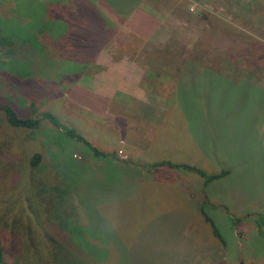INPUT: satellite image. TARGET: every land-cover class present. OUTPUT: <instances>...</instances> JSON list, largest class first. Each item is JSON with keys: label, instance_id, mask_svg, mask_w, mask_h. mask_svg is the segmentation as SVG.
Returning a JSON list of instances; mask_svg holds the SVG:
<instances>
[{"label": "rangeland", "instance_id": "374dc122", "mask_svg": "<svg viewBox=\"0 0 264 264\" xmlns=\"http://www.w3.org/2000/svg\"><path fill=\"white\" fill-rule=\"evenodd\" d=\"M43 1L0 0V33L32 35L38 28L33 11ZM96 1L118 30L103 55L119 58L125 52L147 65V77L136 94L125 81L111 90L89 84L98 70L76 82L68 80L76 78L81 67L92 68L75 55L64 59L70 66L59 58L43 66L40 73L45 70L51 79L59 72L55 66L63 62L66 74L57 97L50 98L55 103L46 107L66 124L71 119L68 128H77L109 154L96 155L43 120L38 130L16 129L14 146L23 160L15 167L24 172V182L30 179L28 158L41 152L36 174L51 186L73 183L80 195L81 243L91 258H107L110 264H264V234L256 223L264 214V123L236 129L235 121L222 125L209 117V124L203 120L192 125L190 115L177 112L181 98L182 106L186 100L191 106L193 96L210 95L230 99L231 113L255 111L264 120L262 100L253 98L264 95L254 91L253 96L249 80H242L250 71V80L264 87V0H143L141 12L157 19L144 22L140 13L134 16L136 23H131L132 15L124 19L104 0ZM143 25L152 26L145 38L134 30ZM49 29L45 26L41 32ZM206 69L229 75L209 76L212 85L205 76L197 78V71ZM115 88L124 90L123 96H110ZM2 89H7L5 82ZM129 92L135 97L125 96ZM189 110L192 115V107ZM163 160L180 167L157 164ZM183 165L209 174L229 173L206 187L200 174ZM202 205L226 245L211 232L200 213ZM111 209L117 212L115 230L107 227Z\"/></svg>", "mask_w": 264, "mask_h": 264}, {"label": "trees", "instance_id": "16d2710c", "mask_svg": "<svg viewBox=\"0 0 264 264\" xmlns=\"http://www.w3.org/2000/svg\"><path fill=\"white\" fill-rule=\"evenodd\" d=\"M104 1L115 13L128 19L143 0ZM33 13V22L38 24V28L31 32L32 35L16 31L0 33V77H4V80L0 79V264H110L111 261L107 258L104 261L91 258L85 249L86 244L85 247L82 246L83 228L80 223L83 220L77 218L80 195L73 189V183L51 186L42 176L36 174L43 161L41 152H35L32 158H28L31 165L30 179L24 182V172L15 167V163L21 165L23 158H19V151L14 146L17 140L14 138L18 136L16 129L38 130L43 120H48L63 129L68 136L87 145L96 155L109 154L94 146L89 137L77 128H68L71 119L68 124L62 122L46 106L51 107L50 104L55 103L50 98L57 97V88L66 79V74L63 75L62 72L64 59L75 55V59L83 61V65L92 66L91 70L81 67L76 78L68 80L76 82L83 75L94 74V70L101 69L97 64L98 55L112 43L118 30L96 0H66L63 3L58 0H44ZM48 25L49 31L41 32ZM57 58L59 61L63 60L54 70L60 73L53 74L51 79L45 70L40 73L43 66L48 67ZM190 66L198 69L196 64ZM224 73L206 69L201 72L198 70L196 74L198 79L205 76L207 83L215 85L210 82L209 76L228 77L229 72ZM250 78H253V74L248 71L242 80H249L247 83L252 95L254 96V91L264 95V87ZM3 82L7 86L6 91L2 89ZM185 90L188 92L189 88L186 87ZM253 98L256 101L262 100L264 104L263 98ZM193 100L191 106L187 105V100L186 105L182 106V98L179 102L178 97L181 109L176 110L186 117L190 115L192 125L203 120L209 124V117H213L214 122L220 121L222 125L225 120L235 121L236 129L264 123L263 118H258L255 111L231 113L228 107L230 99L208 95L206 98L193 96ZM211 108H216V111ZM157 164L180 167V164L175 165L164 160ZM183 167L200 174L205 179L206 187L212 180L229 173V170H222L220 173L209 174L198 167ZM200 213L210 225L213 235L226 245L223 233L204 205L200 206ZM256 223L258 231L264 234V214L257 217Z\"/></svg>", "mask_w": 264, "mask_h": 264}, {"label": "crops", "instance_id": "0c3cea01", "mask_svg": "<svg viewBox=\"0 0 264 264\" xmlns=\"http://www.w3.org/2000/svg\"><path fill=\"white\" fill-rule=\"evenodd\" d=\"M138 14L142 15V17L145 18L144 22L151 21L150 20L151 18L157 19V17H153L146 11L141 12V9L138 8L134 11L132 16L130 17L132 19L131 23H136L134 22L135 21L134 16ZM153 19H152V23H156V21H153ZM150 27L152 28V26ZM151 28L143 25V26H135L134 30L136 31L137 35L141 36L142 38H145L146 32L151 30ZM101 53L102 55L98 57V60H97L98 63L100 64L99 66H101V69H99L96 72L95 77H91L89 84L93 83V86L95 85L97 88L103 87L104 90H107V89L111 90L113 86L116 84V82L120 83V82L125 81L124 83L134 88L133 93L137 94L138 91L136 90V88L139 87L141 82L144 81V78L147 77L146 76L147 69H145L147 65L144 66V64L138 62V60L135 57H127L125 52L119 58H115L113 55H109L111 56V58H108L107 53H104L106 55H103V51ZM137 83H139V85H137ZM123 91L124 90H122L121 88H115L113 93L110 96L116 93V95H119L121 97L123 96V93H124ZM102 93L106 95L105 91H103ZM116 95L114 94L113 97H115ZM125 96L133 98L135 97V94L131 95L130 93V94H126ZM102 128L106 129L107 131L111 133H115L116 135H118L117 133H120V131L115 129V127L113 128L102 127ZM122 137H123V134H122ZM117 138H119V136Z\"/></svg>", "mask_w": 264, "mask_h": 264}, {"label": "clouds", "instance_id": "9594fccd", "mask_svg": "<svg viewBox=\"0 0 264 264\" xmlns=\"http://www.w3.org/2000/svg\"><path fill=\"white\" fill-rule=\"evenodd\" d=\"M117 212L115 209H111L106 214V220H107V227L109 230H115L118 227V221L116 219Z\"/></svg>", "mask_w": 264, "mask_h": 264}]
</instances>
